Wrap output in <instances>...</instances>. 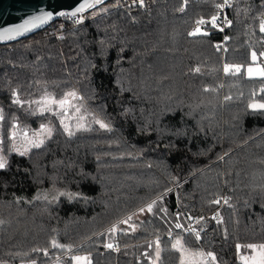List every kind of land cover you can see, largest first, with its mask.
<instances>
[{"label":"trees","instance_id":"1","mask_svg":"<svg viewBox=\"0 0 264 264\" xmlns=\"http://www.w3.org/2000/svg\"><path fill=\"white\" fill-rule=\"evenodd\" d=\"M220 2L152 0L141 7L113 0L81 23L64 17L0 46V155L7 159L0 169V264H74L72 255H89L92 264H151L157 239V264H180L177 236L193 251L214 253L217 264H241L251 249L238 252L237 244L264 243V112L248 107L264 103V81L243 69L236 76L223 71L225 63L247 66L252 50L264 51V0H232L224 52L215 47L224 40L218 30L189 35ZM72 90L85 98L80 123L91 130L77 131L79 114L69 109L70 138L59 117L41 115L35 101ZM14 125L18 147L24 131L31 138L47 125L53 134L21 156L10 150ZM165 192L167 214L133 216L134 232L119 225L127 235H98ZM217 214L223 223L212 219ZM176 223L194 226L201 238ZM53 238L73 251L52 248ZM108 242L119 250L105 248Z\"/></svg>","mask_w":264,"mask_h":264},{"label":"snow or ice","instance_id":"2","mask_svg":"<svg viewBox=\"0 0 264 264\" xmlns=\"http://www.w3.org/2000/svg\"><path fill=\"white\" fill-rule=\"evenodd\" d=\"M185 4L187 3V0H184ZM102 3V0H84L83 3L79 4L78 7H76L75 11L64 13H59L62 16H72L75 17L80 13H83L86 9L95 7L96 5ZM141 7L144 6L143 0H140ZM231 7L230 0H224L223 4H217V9H222L223 7ZM183 11V8L180 9ZM52 16V13H44L41 16H36L31 20H27L24 23L20 24L17 27H10L7 29H4L3 31H0V40L3 39H11L14 34H21L24 31L28 29L29 25H34L37 21H45L49 19ZM219 19V16L213 15L209 21H206L205 19L201 18L196 21V27L189 32L190 36H207L209 33L207 31H202L201 26L210 23L212 27H217V20ZM81 22V21H78ZM227 26L231 27V21H226ZM260 31L264 33V20H261L259 25ZM220 31H223V28L221 27L219 29ZM225 39H228L227 37ZM217 51L221 50V45L217 44L216 46ZM226 51V49H224ZM262 57H264V51L260 52L259 55L255 50H252L250 53V59L251 63L247 66L240 65V64H229L225 63L223 66V71L226 75H232L236 76L239 73H241L242 69L244 70L247 78L249 79H255L259 78L261 81H264V64L257 63ZM195 72L199 73L200 68L194 69ZM222 86V85H221ZM212 89L206 88L205 91H211ZM261 93H264V85L261 86L259 89ZM256 94L255 91H253L252 95L254 96ZM84 97L79 95L75 90L69 91L65 94V96L61 99H56L54 96L46 94L44 97L41 98L39 101H35L37 105H39L38 111L41 115H44L45 113H49L53 116H58L61 122V125L63 126V130L67 135L71 138L75 135V132L73 131L71 125L69 123H65V120L67 119L69 109H74L75 113L79 114L77 115V124H76V130H91L89 129L85 124L80 123V121H83L86 119V117L81 114L82 107H83V101ZM226 99H231V97H226ZM73 101H79L78 104H73ZM14 103L20 105L23 107L22 102L17 96V99L14 100ZM250 109L253 111H262L264 112V103H256L252 102L248 105ZM4 116L2 110H0V121H3ZM92 122L95 124H98L100 128L105 130H111L110 126L105 123L104 121L97 119L93 115ZM18 125L13 126V131L10 133V139L12 141L10 150L18 152L19 155L24 156L26 155L32 148H41L45 143V138L50 139L53 134V128L47 126V125H41L40 131L33 134V136L30 138L28 136L27 131H24L21 136V146L18 147L16 144L17 139V129ZM3 137L0 136V152L3 151ZM220 159H223V157H220ZM7 166V159L4 155H0V169H4ZM172 189H168L167 192H170ZM167 192L162 193L160 196H158L156 199L150 201L145 206L141 207L138 210V213H133L132 215L128 216L126 219L120 220L117 223L113 224L110 228L106 229L104 233H99L98 235H115L118 232L123 231L125 235H127V231L124 229L119 228V225H129V227L133 230V232L136 229V225L130 224L129 222L133 219V216L143 213H150L152 215H159L160 212H163L167 214V209L163 207L162 200L163 197L167 194ZM66 195V193H58L57 196H53V200L58 199V196ZM39 198V197H38ZM47 199V196L44 197ZM221 201L220 199L212 201L214 204H219ZM227 203V200L224 201ZM159 205V207H158ZM155 210V211H154ZM178 219V216H177ZM189 220H192L194 218L188 217ZM201 218H195V224H200L202 221ZM212 219L216 220L217 223H223L222 218H220L217 214V216H213ZM175 228L177 229H183L184 231L190 232L192 235L195 236L196 240H199L200 237V230H197L194 226H191L189 228H185V226L181 223H176ZM202 230V229H201ZM51 247L54 249H60L62 251L72 252L73 246L72 245H64L59 243L56 239L51 240ZM155 244V259L151 261V264H157L159 257H160V242L157 239L154 241ZM153 245L149 244V247L151 248ZM105 248L113 251H118V244L114 242H108L104 245ZM172 248L175 249L177 252L180 253V264H217L216 262V255L212 252H204L203 250H196L193 251L186 247V245L183 242L182 236H177L175 239V242L172 244ZM237 251L239 252L241 248L244 249H251V251L254 253L253 255H241L240 261L241 264H264V243L262 244H246L236 245ZM34 252H42L44 256H48V250L47 249H33ZM145 257H148V253H144ZM71 260L74 262V264H92L91 257L89 255H72ZM31 264H36V261L33 260Z\"/></svg>","mask_w":264,"mask_h":264},{"label":"water","instance_id":"3","mask_svg":"<svg viewBox=\"0 0 264 264\" xmlns=\"http://www.w3.org/2000/svg\"><path fill=\"white\" fill-rule=\"evenodd\" d=\"M111 1L113 0H102V3L86 9L75 17L84 16ZM83 2L84 0H0V31L10 27H17L25 21L41 16L44 13H52L49 19L29 25L28 29L23 33L14 34L11 39L0 40V46L17 43L47 29L64 17H72L62 16L59 13L75 11L76 7Z\"/></svg>","mask_w":264,"mask_h":264},{"label":"built area","instance_id":"4","mask_svg":"<svg viewBox=\"0 0 264 264\" xmlns=\"http://www.w3.org/2000/svg\"><path fill=\"white\" fill-rule=\"evenodd\" d=\"M151 1L152 0H143V3H144L145 6H149ZM129 2L131 4H139L140 5V0H129ZM223 3H224V0H221L220 4H223ZM230 3H231V7L225 6L222 9H216V14L215 15L219 16V19L217 20V27H215V28L212 27L210 23H206V24L201 26V29H204V31H207V32L209 31L208 29H214V30L220 31L219 29L221 27L223 28V31H220V32L224 36V40L218 43L219 45L222 46L221 50H220L222 52H224L225 51L224 49L226 48L225 47V40H226L225 39L226 38L225 33H226L227 28H228L226 21H228V20L231 21V18L229 16V11L232 9V0H230ZM74 18H78V20L76 21L77 24L81 23L83 21L82 16H78V17H74ZM209 20H206V21H209ZM262 20H264V16L262 17ZM78 21H81V22H78ZM231 23H232V21H231ZM225 200H227V199H224V201Z\"/></svg>","mask_w":264,"mask_h":264},{"label":"rangeland","instance_id":"5","mask_svg":"<svg viewBox=\"0 0 264 264\" xmlns=\"http://www.w3.org/2000/svg\"><path fill=\"white\" fill-rule=\"evenodd\" d=\"M130 3V2H129ZM76 21L78 20V18H75ZM254 253L251 251V252H248V253H244L243 255H253Z\"/></svg>","mask_w":264,"mask_h":264}]
</instances>
